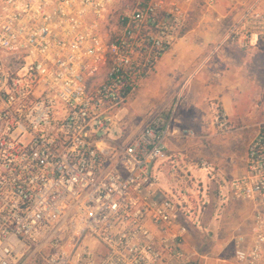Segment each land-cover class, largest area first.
I'll return each instance as SVG.
<instances>
[{
  "label": "built area",
  "instance_id": "2783aa9c",
  "mask_svg": "<svg viewBox=\"0 0 264 264\" xmlns=\"http://www.w3.org/2000/svg\"><path fill=\"white\" fill-rule=\"evenodd\" d=\"M113 1L0 0V264H196L192 207L154 174L169 139L196 132L175 127L174 111L131 134L120 120L183 36L193 0ZM253 36H264L257 3L222 42ZM212 117L218 135L230 131L225 112ZM243 161L220 198L249 216L215 264H264V122Z\"/></svg>",
  "mask_w": 264,
  "mask_h": 264
},
{
  "label": "crops",
  "instance_id": "0c3cea01",
  "mask_svg": "<svg viewBox=\"0 0 264 264\" xmlns=\"http://www.w3.org/2000/svg\"><path fill=\"white\" fill-rule=\"evenodd\" d=\"M253 3H257L258 7L264 12V0H193V6L197 4L202 6L201 15L196 22V26L188 29L174 46L164 54L157 65L155 73L159 71L165 72L172 68L173 62L196 59L200 55L201 57L205 56V68L199 69V77L194 78V80L184 86V95L177 104L175 112L176 121L174 126L193 129L196 132V136L184 137L175 135L169 139L165 153L154 164V174L157 178V185L160 188L170 190L171 184L168 186L163 182H159L161 175L164 178L168 171L171 174V180L172 177L175 179V181L170 183L175 186L183 181H190L193 185L199 182L205 187L208 181L216 179L217 176L230 174L237 176L243 171L245 148L238 156L231 155V161L228 162L223 161L221 153L220 155L222 156H219V153L214 152L212 146L216 148L217 143L220 141V135L216 133L211 109L212 100H214V103L220 105L221 109L229 117L233 116L236 108L240 107L239 103L242 99V93L245 91L242 90V87H246L247 84H245L238 72L244 67L243 63L245 62H243L241 57L236 58L233 56L235 54L241 55L243 51L240 48L230 47L229 43L224 45L225 42L222 41L228 26L240 17L248 5ZM193 41L196 44H192ZM185 64L188 65V63ZM176 65L180 69L184 66L186 67V65ZM231 72L234 73V78H229L228 75ZM203 86L207 88H203ZM195 87L197 88L194 89ZM256 116L258 117L257 114ZM246 117L253 118L255 115L250 113ZM244 128L243 126L238 128L244 135L241 141H244L246 135H248ZM250 131L251 129L249 128L248 132L251 139L255 129H252V132ZM202 160L208 163L207 166H200L199 162ZM220 160L221 162L223 161L222 165L219 164ZM187 189L195 193V189ZM201 192L202 195L207 193L205 190ZM214 192L216 191L214 190ZM235 204L248 211L243 204ZM195 220L194 224L189 226L187 232L189 236L188 240L186 238L185 243V249L188 253L193 254L194 262L196 251H194L193 242L190 244L188 241H190V236L193 235L191 229L194 228ZM243 220L240 224L241 229H239V232H243L245 229L246 219ZM202 256H205V254L200 257Z\"/></svg>",
  "mask_w": 264,
  "mask_h": 264
},
{
  "label": "rangeland",
  "instance_id": "374dc122",
  "mask_svg": "<svg viewBox=\"0 0 264 264\" xmlns=\"http://www.w3.org/2000/svg\"><path fill=\"white\" fill-rule=\"evenodd\" d=\"M147 1L114 0L113 5L118 10L132 7L138 3L144 4ZM201 9V5L193 6L185 26L186 29L188 26L189 29L196 26V22L201 15ZM253 37L255 38H252L244 46L236 43H224V45L229 43L232 48L242 49L241 55L235 54L233 57H241L243 62H245L243 63L240 60L244 67L238 74L247 84L246 87H242V90L245 91L242 93V99L239 103L240 107L236 108L233 116H227L229 118L230 131L225 135L219 136L220 141L217 143L216 148L212 146L215 153H219V156L223 155L222 159L225 162L231 161V155L238 156L244 148L246 149L250 140L248 129L250 128V132H252V129H256L258 124L264 122V36ZM192 44L196 43L193 41ZM198 58L173 62L171 69L165 72H156L151 76L137 94L133 103L120 111V115L124 116L120 120L127 125L128 134L141 129L153 112H176V106L184 95V86L194 80V78L199 77V69L205 68V56L201 57L200 55ZM185 63H188V65ZM176 64L186 65V67L184 66L180 69ZM228 76L229 78H234V73L231 72ZM203 88L207 87L203 86ZM212 102V113L216 108L222 110L220 105L214 103V100ZM250 113L254 114L255 117H246ZM241 126L245 127L244 131L248 133L244 141H241L244 138L242 131L238 130ZM119 133V128L112 129L110 137L115 139ZM223 161L221 162L220 160L219 164L222 165ZM235 176L233 174L217 176L216 179L208 181L206 187L199 182L193 185L190 181H183L175 186L170 183L175 181V179L172 177L171 180L169 171L164 175V178L161 175V179H159V182H163L165 185L169 186L171 184L170 190H180L182 195L185 194L187 206L190 205L192 207L193 219H196V223L194 228L191 229L193 235L190 236V241L188 242L190 244L193 242L194 251L197 252H195L194 257L196 264H203L204 261L207 264H215L218 257L230 254L233 244L232 238L241 229L242 220L249 216V211L244 210L240 205L231 202L225 203L219 198L223 186ZM187 188L195 189V193L190 192ZM203 190L207 192L205 195H202L201 191ZM188 236L189 234L187 233L185 235L187 240ZM204 254L208 256V260L200 257Z\"/></svg>",
  "mask_w": 264,
  "mask_h": 264
},
{
  "label": "trees",
  "instance_id": "16d2710c",
  "mask_svg": "<svg viewBox=\"0 0 264 264\" xmlns=\"http://www.w3.org/2000/svg\"><path fill=\"white\" fill-rule=\"evenodd\" d=\"M146 1H147V0H146ZM188 27H189V26H188ZM188 27H187V29L185 28V29L183 30L182 35H184L185 32L189 29Z\"/></svg>",
  "mask_w": 264,
  "mask_h": 264
}]
</instances>
